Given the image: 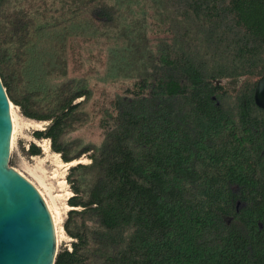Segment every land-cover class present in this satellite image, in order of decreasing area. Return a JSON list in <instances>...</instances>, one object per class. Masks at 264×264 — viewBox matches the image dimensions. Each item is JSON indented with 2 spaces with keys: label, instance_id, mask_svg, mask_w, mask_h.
<instances>
[{
  "label": "trees",
  "instance_id": "trees-1",
  "mask_svg": "<svg viewBox=\"0 0 264 264\" xmlns=\"http://www.w3.org/2000/svg\"><path fill=\"white\" fill-rule=\"evenodd\" d=\"M263 76L264 0H0L11 103L88 159L54 264H264Z\"/></svg>",
  "mask_w": 264,
  "mask_h": 264
},
{
  "label": "water",
  "instance_id": "water-1",
  "mask_svg": "<svg viewBox=\"0 0 264 264\" xmlns=\"http://www.w3.org/2000/svg\"><path fill=\"white\" fill-rule=\"evenodd\" d=\"M264 109V76L254 94ZM12 103L0 78V264H54L57 230L39 189L11 165Z\"/></svg>",
  "mask_w": 264,
  "mask_h": 264
},
{
  "label": "rangeland",
  "instance_id": "rangeland-1",
  "mask_svg": "<svg viewBox=\"0 0 264 264\" xmlns=\"http://www.w3.org/2000/svg\"><path fill=\"white\" fill-rule=\"evenodd\" d=\"M11 108V113L13 111L15 117L11 165L39 189L53 211L55 222H57L55 223L57 252H60L71 246V239L65 234L63 224L68 212L72 209L69 199L73 192L67 182L69 168L72 166L64 163L60 155L51 149L49 139H39L36 136L38 131L45 130L48 123L24 117L19 108L13 104ZM32 145L41 150L39 155H30ZM81 160L82 162L77 161V163L88 162L86 157Z\"/></svg>",
  "mask_w": 264,
  "mask_h": 264
},
{
  "label": "bare ground",
  "instance_id": "bare-ground-1",
  "mask_svg": "<svg viewBox=\"0 0 264 264\" xmlns=\"http://www.w3.org/2000/svg\"><path fill=\"white\" fill-rule=\"evenodd\" d=\"M12 109V108H11ZM12 118H13V123H14V125H15V117H14V113H13V111H12ZM79 162H82V160H80ZM77 162H73V163H67V165H69V166H73V165H75ZM50 210H51V208H50ZM51 212H52V215H53V219H54V222H55V216H54V213H53V211L51 210ZM55 223H57V222H55ZM58 229V228H57Z\"/></svg>",
  "mask_w": 264,
  "mask_h": 264
}]
</instances>
